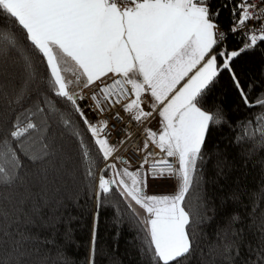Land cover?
<instances>
[{
	"label": "snow or ice",
	"instance_id": "obj_1",
	"mask_svg": "<svg viewBox=\"0 0 264 264\" xmlns=\"http://www.w3.org/2000/svg\"><path fill=\"white\" fill-rule=\"evenodd\" d=\"M211 5L212 0H0V28L11 24L10 31H0V48L11 50L23 43L39 54L44 83L37 89L36 100L51 89L54 96L70 102L104 161L99 174L85 172L93 185L94 200L99 206L102 200L111 203L112 198L122 199L129 213L127 219L143 225L149 241V264H182L193 250L191 211L185 200L193 185L198 184L210 126L229 123L222 107L214 111L204 107V97L223 72L229 73L245 107L262 110L259 120L264 124V92L251 99L255 83L242 85L234 67L242 54L264 45V0H260V6L252 0H224L216 10ZM223 9H228L233 19L227 30H221L217 23ZM252 21L257 23L248 28ZM228 34L242 36L239 48H227ZM62 58H70L78 66L75 83L81 93L70 92L72 82L61 74ZM97 83L102 87L93 92V99L116 86L132 97L120 109L130 114L129 122L142 123L154 113L162 118L163 130L159 134L149 131V139L159 148V154L148 152L136 171L119 168L115 160L109 163L117 149L102 135L108 123L94 126L80 103L85 99L83 91ZM108 99L115 106L120 95ZM37 111L44 109L37 104ZM111 115L113 120L123 121L119 111ZM64 123L70 122L64 119ZM31 130L39 134L29 142ZM256 131L264 137V127ZM118 143L126 144L127 140ZM0 146H7V150L0 147V184L12 190L8 196L0 195V264H17L21 254L17 236L23 239L21 224L31 223L29 217L38 214L21 216L17 222L19 209L32 205L38 210L41 204L33 201L47 194L48 182L47 174L39 176L44 187L33 191L27 180L21 184L20 176L25 175V170L30 172L36 161L60 157L63 145L49 134L44 119L42 125L28 122L23 127L10 121L9 127L0 131ZM147 148L144 142L138 151ZM77 152L78 156L89 155V145L83 139L77 144ZM146 164L160 170L146 172ZM215 167L218 175H223L221 163ZM147 177L173 178L179 183L173 195H146ZM59 179L54 176L50 183ZM228 199L237 201L239 193H231ZM250 211L252 219L248 224L238 212L229 215L226 236L232 239L225 243L222 255L230 264L237 260L242 264H264V212ZM124 220L117 217L116 223ZM12 228L17 231L13 233ZM245 228L258 233L254 248L245 243ZM96 231L94 212L89 264H95ZM241 248L248 251V257L241 258ZM6 256L17 259L6 262ZM19 264L24 262L19 260Z\"/></svg>",
	"mask_w": 264,
	"mask_h": 264
},
{
	"label": "trees",
	"instance_id": "obj_2",
	"mask_svg": "<svg viewBox=\"0 0 264 264\" xmlns=\"http://www.w3.org/2000/svg\"><path fill=\"white\" fill-rule=\"evenodd\" d=\"M222 3L224 0H212V9L216 10ZM217 23L221 30L232 25L228 9L220 11ZM10 30L11 24L0 28V31ZM241 39V35L228 34L227 48H239ZM34 52L23 43L11 50L0 48V131L9 127L10 121L23 127L28 122L42 125L47 119L49 134L56 137L58 144L62 143L63 150L60 157L36 161L30 172L25 170V175L20 176L21 184L27 180L33 191L44 187L39 176L47 174L48 182H45L47 194L33 201L41 204L38 210L32 205L26 210L23 205L19 209L17 222L21 216L28 217L37 211L38 214L29 217L31 223L21 224L23 239L17 236L21 244L17 264L19 260L24 264H89L94 212L97 217L95 264H149V241L143 225L127 219L129 213L122 199L112 198L111 203L102 200L99 206L94 200L93 185L85 172L93 170L99 174L104 161L70 102L54 96L51 89L36 100L37 89L44 83V66L39 54ZM234 67L242 85L255 83V89L250 90V98L255 100L264 92V45L242 54ZM37 104L43 112L37 111ZM204 107L211 111L222 107L229 123L210 126L198 184L186 196L185 205L191 211L189 231L193 250L183 258L182 264H230L222 255L225 243L232 239L226 236L229 215L238 212L248 224L252 219L250 210L264 212V137L256 131L264 127L259 120L262 110L245 107L226 71L204 97ZM64 119L70 123L65 125ZM241 133L245 135L242 137ZM38 134L31 130L29 142ZM81 139L89 145L88 157L78 156L77 144ZM0 147L7 150V146ZM36 148L39 151L38 144ZM218 162L223 166V175H218L215 167ZM54 176L60 179L52 184ZM11 191L0 184V195L8 196ZM233 192L239 193L235 202L228 199ZM117 217H124V222L117 224ZM16 231L12 228L13 233ZM245 235V243L254 248L258 233L245 228ZM248 255L246 249H240L241 258ZM7 259L17 258L6 256V262ZM236 264H242L241 260Z\"/></svg>",
	"mask_w": 264,
	"mask_h": 264
},
{
	"label": "built area",
	"instance_id": "obj_3",
	"mask_svg": "<svg viewBox=\"0 0 264 264\" xmlns=\"http://www.w3.org/2000/svg\"><path fill=\"white\" fill-rule=\"evenodd\" d=\"M252 2L260 6V0H252ZM256 23V21L250 22L248 28H251L253 24ZM108 82L110 83V80ZM101 87L102 85L97 83L93 88L84 90L85 99L81 101V104L94 126L101 127V122L107 121L108 128L104 129L102 135L108 139L110 144H116L118 141L127 140L126 144H120L119 150L114 153L112 159L115 160L119 154L128 165L138 169L143 157L147 155L148 152L159 154V148L149 139V125L146 122L142 124H135L134 121L129 122L130 114L120 111L121 106L132 98L121 86H116L115 89H106L104 92L100 93L96 99H93V92ZM117 95H120V100L115 106H112L108 97L111 96L114 98ZM101 108L103 111L100 110ZM117 111L123 116V121L112 119V112ZM113 124L116 125V128H112ZM120 129H126V131H121ZM143 142L148 143L147 150L143 152L138 151V148L143 146ZM159 170V168L152 167L150 164H146L144 167V171L146 172ZM149 178L150 177H147L148 181ZM170 180L174 185L176 184V179L170 178ZM173 192H175V189Z\"/></svg>",
	"mask_w": 264,
	"mask_h": 264
},
{
	"label": "crops",
	"instance_id": "obj_4",
	"mask_svg": "<svg viewBox=\"0 0 264 264\" xmlns=\"http://www.w3.org/2000/svg\"><path fill=\"white\" fill-rule=\"evenodd\" d=\"M60 69H61V74L65 77V79L72 82L70 84V87H69L70 92H72V93L81 92L80 87L75 83L76 77L79 74L78 66H76L75 63L70 60V58H62L60 60ZM143 122L148 123L149 131L156 132L157 134H159L163 130L162 118H160L158 116V114L154 113L153 116L147 118ZM134 123L135 124H142V123H136L135 121H134ZM156 139L158 140V135H157ZM143 144L144 143H142V145ZM110 145L115 147L117 149L116 151L119 150V147H120L119 144L116 143V144H110ZM112 161H113V159H110L109 163H111ZM115 161H117L119 168L127 167V168L132 169V170H137L135 168L130 167L128 165V163L125 160H123V158L119 154H118V157L115 159ZM178 183H179V181L177 179H176L175 185L173 183H172V185L170 183H162L163 185H162V188H160V189H165L162 192L155 191L154 189H157V187L151 186V183H150V184H147V187L145 189V194L146 195H157V196L173 195L175 192H172V188L176 189V186L178 185ZM167 188H169V189L167 190ZM137 208H138V206H137ZM140 211L143 212L142 209Z\"/></svg>",
	"mask_w": 264,
	"mask_h": 264
},
{
	"label": "rangeland",
	"instance_id": "obj_5",
	"mask_svg": "<svg viewBox=\"0 0 264 264\" xmlns=\"http://www.w3.org/2000/svg\"><path fill=\"white\" fill-rule=\"evenodd\" d=\"M77 93H81V92H77ZM82 95H83V97H84V93H82ZM82 101V100H81ZM144 143V142H143ZM117 144H119V143H117ZM120 145V144H119ZM130 166V165H129ZM131 167V166H130ZM133 168V167H132ZM128 170H130V171H136V170H132V169H129L128 168ZM171 180H170V178H167V177H164V178H156V179H153V178H149V181L148 180H146V182H147V184H150L151 183V186H156L157 187V189H154L155 191H157V192H162V191H164L165 189H160V188H162V183H170L171 185H172V182H170ZM169 188H167V190H168ZM174 191V189L172 188V192Z\"/></svg>",
	"mask_w": 264,
	"mask_h": 264
},
{
	"label": "water",
	"instance_id": "obj_6",
	"mask_svg": "<svg viewBox=\"0 0 264 264\" xmlns=\"http://www.w3.org/2000/svg\"><path fill=\"white\" fill-rule=\"evenodd\" d=\"M124 160V159H123Z\"/></svg>",
	"mask_w": 264,
	"mask_h": 264
}]
</instances>
